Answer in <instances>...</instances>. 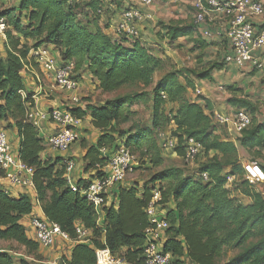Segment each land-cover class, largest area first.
Listing matches in <instances>:
<instances>
[{
	"label": "trees",
	"instance_id": "obj_1",
	"mask_svg": "<svg viewBox=\"0 0 264 264\" xmlns=\"http://www.w3.org/2000/svg\"><path fill=\"white\" fill-rule=\"evenodd\" d=\"M7 1L12 4L6 6ZM108 11L105 0H0V16L7 23L5 56L0 57V122L14 132L18 157L33 167L36 200L46 219L72 239L76 222L92 232L90 244L75 242L70 258H60L57 264H96L94 250L104 247L119 253L126 264H142L146 225L143 209L157 183L169 223L162 246L171 254L169 264H264V180L255 185L246 180L236 145L225 135V124L214 120L205 100L201 103L187 96L189 89L194 90V82L206 78L219 64L178 69L140 38L118 42L106 32L109 25L102 17L107 20ZM258 26L264 29V21ZM163 28L168 41H173L191 34L195 25L171 22ZM45 45L58 50L60 62L72 61L74 71H88L102 93L135 87L100 105L68 108L80 119L88 116L90 125L99 131L93 143L82 144V169L90 175L88 179H76L78 187L100 177L103 172L97 169L108 161L103 150L111 152L121 144L138 154L139 161L160 166L163 150L157 133L167 129L176 139L172 152L178 159H183L186 139L200 143L202 157L194 174L185 173L181 167H164L142 183L117 185L115 200L101 209L102 221L98 224L92 205L63 178L64 158L43 156L45 137L25 118L26 111L34 106L33 92L26 90L23 78L25 66L33 63L28 54L37 47L52 51ZM136 102L147 104L148 122L135 121L123 127L134 115L131 106ZM230 103L236 110L253 111L241 98H232ZM250 118V125L235 140L252 161H264V122ZM258 165L264 172V164ZM232 176L235 180L231 185L228 178ZM243 196L250 202H244ZM32 207L29 196L14 197L0 191V240L14 241L26 254L37 256L39 246L27 237L20 222ZM227 249L238 251L223 261ZM13 262L9 250L0 251V264Z\"/></svg>",
	"mask_w": 264,
	"mask_h": 264
},
{
	"label": "built area",
	"instance_id": "obj_2",
	"mask_svg": "<svg viewBox=\"0 0 264 264\" xmlns=\"http://www.w3.org/2000/svg\"><path fill=\"white\" fill-rule=\"evenodd\" d=\"M138 4L149 6L154 0H135ZM194 9L193 21L195 25H201L212 12H218L227 19V28L224 36L229 45V52L224 55L225 62L243 65L251 59L253 52L264 47V29L259 28L256 20L264 14V0H189ZM143 19L142 13L137 7H127L121 10L119 19L111 24L109 34L121 42L123 39L139 38L138 23ZM7 23L0 16V38L5 37ZM203 35L210 36L209 30H204ZM33 63L44 72L52 75L53 85L56 89L69 93L67 97L70 107L77 106L81 102L78 89L80 86L77 73L74 74L72 61L60 62L53 52L47 48L37 47L30 50ZM254 65L260 68V62L254 61ZM26 73L32 71V64L25 66ZM196 94L200 91L195 90ZM20 94L25 96V91ZM54 106L46 111L30 108L26 111L25 118L34 127L40 129L43 122H51L53 130L45 136L46 146L57 151H66L81 138L82 119L74 116L68 108ZM214 120L225 124L228 132L240 133L250 125L251 118L244 110H234L229 114L214 113ZM159 145L163 151H172L176 145V139L170 131L157 133ZM108 154L107 164L97 170L103 174L100 177L90 179L85 187H78L75 183L73 170L75 162L72 158H64L63 178L73 191H80L94 208L97 215V223H101V209L109 206L115 200L116 186L126 182L127 174L133 170L134 155L124 145H119ZM201 152V145L193 138L185 140L183 159L191 161ZM245 178L250 184H257L264 180V172L257 163L244 164ZM33 167L23 162L13 150L7 130L0 125V187L7 184L27 190L34 188ZM203 179L207 176L202 174ZM234 177H229L231 181ZM2 191V190H0ZM5 192V191H4ZM152 195L145 206L144 214L146 225L143 229L144 244L142 249V264H169L171 254L162 250L166 237V229L169 223L165 217V209L162 207V194L157 184L151 190ZM29 227L33 232L34 241L39 247L49 248L58 239L69 242L91 243L92 232L80 222L75 223L76 236L72 239L63 232L59 226L46 218L32 216ZM0 251H3L2 249ZM95 252L96 264H124L123 259L117 258L106 247L97 248Z\"/></svg>",
	"mask_w": 264,
	"mask_h": 264
},
{
	"label": "crops",
	"instance_id": "obj_3",
	"mask_svg": "<svg viewBox=\"0 0 264 264\" xmlns=\"http://www.w3.org/2000/svg\"><path fill=\"white\" fill-rule=\"evenodd\" d=\"M107 12V20L105 16L104 23L109 27L106 32L110 31L111 24L119 19L122 9L127 7H137L142 13L143 19L138 23L140 30L141 41L149 46L152 52L156 49H161L163 55L157 54L159 57L167 58L175 68L192 67L200 69L206 68L213 62L219 65L208 72L204 79L194 82V90H188L187 96L203 103L205 100L211 107L212 113L229 114L237 108L230 103L232 98H241L249 102L253 111L250 108H245L254 121L264 122V47L253 52L251 59L239 66L232 62H225L224 55L229 52V45L224 36L227 28V19L218 12H212L207 16L206 21L201 25L194 23V9L189 0H154L149 6L138 4L135 0H105ZM264 21V14L256 20L257 24ZM171 22L185 25L194 23L195 28L192 33L179 36L173 41H168L165 36L163 25ZM204 30H209L210 36L203 35ZM204 40L203 44L199 41ZM4 40L0 38V57L5 56ZM52 49L55 55L58 50L50 45H45ZM30 58V51L28 54ZM30 61V60H29ZM254 61L260 62L261 67L254 65ZM32 71L23 75L24 83L27 91L33 92L34 106L33 108L46 111L54 106H71L68 104L67 97L69 93L58 90L53 85L52 75L39 69L32 62ZM78 75L80 88L79 97L82 99L77 106L83 108L87 103L100 105L104 102L100 98L95 99L97 94H101L104 99L110 98V93H102L98 89L97 81L85 69H80L76 72ZM158 78L155 75L154 80ZM200 93L196 94L195 90ZM112 93V92H111ZM170 106H168L169 108ZM249 109V110H248ZM0 125L3 124L0 122ZM39 134L42 137L47 136L53 130L51 122H43ZM225 130V129H224ZM9 131V139L13 150L17 153V139L12 130ZM91 131V132H88ZM99 131L90 125V118L85 116L81 122V138L66 151L53 150L46 146L43 156L50 155L61 156L62 158H72L75 162L73 176L76 179H88L90 172H83L82 156L85 152L83 142L85 144L93 143L98 136ZM225 135L230 138L237 148V158L243 166L249 162L264 164V161L257 159L252 160V156L248 151L239 145L235 140L238 133L227 132ZM94 136V137H91ZM80 142V143H79ZM131 181L124 182L125 184ZM139 182V181H138ZM142 183V182H139ZM255 185V184H254ZM0 190L5 191L11 196L17 197L20 194L29 196L33 204L30 214L25 215L21 219V224L25 228L26 235L29 239L34 240L33 232L29 227V221L32 216L46 218L42 212L40 204L36 200V191L34 188L27 190H19V188L7 184H1ZM242 196V195H239ZM244 202H250L248 197L243 196ZM102 221V217L100 218ZM73 242L58 239L55 245L49 248L38 247L37 256L28 255L15 250H9L14 256L13 264H57L60 258L69 259ZM4 250L0 248V250ZM126 264V263H124Z\"/></svg>",
	"mask_w": 264,
	"mask_h": 264
},
{
	"label": "rangeland",
	"instance_id": "obj_4",
	"mask_svg": "<svg viewBox=\"0 0 264 264\" xmlns=\"http://www.w3.org/2000/svg\"><path fill=\"white\" fill-rule=\"evenodd\" d=\"M11 4H12L11 1H7L5 5L9 6ZM139 37H141V36H139ZM2 39L4 40L5 37ZM155 53L163 55V52L161 49H156ZM78 70H75L74 74L76 72H78ZM134 89H135V87L134 88L123 87V88H121L115 92L110 93V98H112L118 94L131 92ZM78 93H79V89H78ZM96 96L97 97L95 99L100 98L101 100H106L101 96V94H97ZM148 109L149 108H148L147 104H144L142 102H136V103L132 104L131 111L134 113V115L131 116L128 123L123 124L122 126L123 127L127 126V124H130L131 122H135V121L141 122V123L148 122L149 113H150ZM7 132L9 134L8 130H7ZM88 132H91V131H88ZM91 137H94V136H91ZM161 153H162V164L160 166H156V167L153 166L152 163H150V162L139 161L138 154H133L134 155L133 170L127 174V177L125 180L144 182V181L148 180L150 178V176L155 171H157L161 168H164V167H172V166L173 167H181L183 170H185V173H190L193 175L196 168H197V163L202 157L199 155L198 157H195L191 161H185L184 159H178L176 157V155L174 154V152H172V151H162ZM249 161H252V160L249 159ZM233 179H231V181H229L230 182L229 184H231V185L233 184ZM0 248H3L4 250H15L16 252H20L22 255L25 253L24 248L14 241H2V240H0ZM237 251H238V249H232V250L227 249L225 256L223 257V261L228 259L232 255H234ZM114 255L117 258L121 259L119 257L120 256L119 253H116Z\"/></svg>",
	"mask_w": 264,
	"mask_h": 264
}]
</instances>
